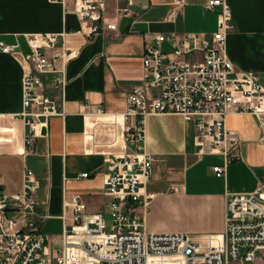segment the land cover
Masks as SVG:
<instances>
[{
	"label": "crops",
	"instance_id": "0c3cea01",
	"mask_svg": "<svg viewBox=\"0 0 264 264\" xmlns=\"http://www.w3.org/2000/svg\"><path fill=\"white\" fill-rule=\"evenodd\" d=\"M208 0H135L128 14L119 13L127 0H106L103 15L118 21L89 39L82 21L60 0H0V41L17 45L15 52L0 50V186L7 194L23 187L25 167L38 179L37 211L49 214L43 222L51 234L50 248L62 244L60 214L64 197L81 193L90 212L109 213L111 198L104 193L108 171L106 156L126 149L118 134L127 108V95L144 75L143 53L157 33H200L212 41L220 8ZM235 28L228 33L227 51L235 67L258 72L264 83V0H227ZM55 35L57 48L75 51L67 63L68 83L58 92L54 75L40 74L36 90L51 96L64 110L52 115L33 137L24 115L22 77L31 51L28 36ZM87 104L102 105L111 115L87 114ZM114 119V120H113ZM40 121L45 117L40 116ZM227 124L241 138L237 157L223 176L214 165H224L222 154L197 155L195 125L178 113H150L145 119L147 150L154 155L145 190L154 197L146 213L151 232H188L151 222L157 203L181 205L193 220V232H223L228 192L251 191L264 176V127L252 113H230ZM130 150L134 145L128 143ZM88 172V176H82ZM137 213L144 214L143 207ZM232 264H239L233 262Z\"/></svg>",
	"mask_w": 264,
	"mask_h": 264
},
{
	"label": "built area",
	"instance_id": "2783aa9c",
	"mask_svg": "<svg viewBox=\"0 0 264 264\" xmlns=\"http://www.w3.org/2000/svg\"><path fill=\"white\" fill-rule=\"evenodd\" d=\"M60 1L70 5V0ZM134 1L127 0L119 13L128 14ZM105 3L73 0L69 7L81 19L80 30L89 39L118 27V21L103 15ZM206 7L220 8L212 41L196 32H173L157 33L145 45L143 79L128 92L118 134L126 150L106 156L109 230L105 213L88 211L81 193L65 196L60 214L62 244L51 250V234L42 228L49 214L37 211L39 183L34 170L26 166L20 192L7 194L0 186V264H264V176L251 191L227 193L223 232H151L146 224L154 197L145 190L154 159L144 145L148 114L178 113L193 121L197 155L218 153L225 158L224 165H214L219 176L237 157L241 141L239 133L228 126L227 116L252 113L264 127L261 76L254 70L237 69L227 51L228 33L236 27L231 5L227 0H208ZM54 39L52 33L28 36L31 51L22 77V99L31 129L26 137L29 149L47 119L64 113L50 95L36 90L40 74H53L61 93L68 83L67 63L75 51L57 48ZM0 50L18 51L17 45L2 41ZM86 106L87 114L117 118L102 105ZM40 116L45 120L40 121ZM261 139L264 143V133ZM128 143L134 145L133 150ZM140 206L143 216L137 213Z\"/></svg>",
	"mask_w": 264,
	"mask_h": 264
},
{
	"label": "rangeland",
	"instance_id": "374dc122",
	"mask_svg": "<svg viewBox=\"0 0 264 264\" xmlns=\"http://www.w3.org/2000/svg\"><path fill=\"white\" fill-rule=\"evenodd\" d=\"M107 230L111 223L110 213L107 214ZM151 222H156L163 227H182L185 231L193 232V220L186 208L181 205H170L165 203H157L151 208L150 213Z\"/></svg>",
	"mask_w": 264,
	"mask_h": 264
}]
</instances>
